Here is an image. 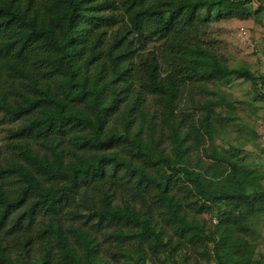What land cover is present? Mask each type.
<instances>
[{
	"label": "trees",
	"instance_id": "16d2710c",
	"mask_svg": "<svg viewBox=\"0 0 264 264\" xmlns=\"http://www.w3.org/2000/svg\"><path fill=\"white\" fill-rule=\"evenodd\" d=\"M264 0H0V259L104 264L174 253L262 264L244 237L264 219V178L214 144L216 86L257 85L203 37L215 13ZM209 212L212 227L197 215ZM146 264V263H145Z\"/></svg>",
	"mask_w": 264,
	"mask_h": 264
},
{
	"label": "rangeland",
	"instance_id": "374dc122",
	"mask_svg": "<svg viewBox=\"0 0 264 264\" xmlns=\"http://www.w3.org/2000/svg\"><path fill=\"white\" fill-rule=\"evenodd\" d=\"M248 11L240 17H230L212 13L203 23L204 40L231 66H248L258 76L264 74V24L254 18L252 11L256 3H248ZM243 27L245 33L240 31ZM214 94H201L205 98L220 99L215 105L220 116L213 118L216 133L215 146L225 155H233L238 160H244L251 165L253 173L261 177L262 152L260 139L264 134V96L258 94L251 81L231 77L219 85L209 86ZM264 92V81L257 85ZM19 124L9 116L0 113V152L8 155L7 143L10 142L9 130ZM264 184V178L262 179ZM199 220H205L212 227L215 223L207 211L197 215ZM245 239L256 244L257 251L264 242V219L259 220L253 231L244 235ZM199 242L196 246L186 245L174 253L173 259L168 253L161 252L146 255V264H207V258L201 253ZM107 257L104 264H140L137 255L126 256L109 249L103 253ZM144 263V264H145ZM0 264H30L24 257L21 247L11 241L5 244ZM210 264H216L211 259Z\"/></svg>",
	"mask_w": 264,
	"mask_h": 264
},
{
	"label": "built area",
	"instance_id": "2783aa9c",
	"mask_svg": "<svg viewBox=\"0 0 264 264\" xmlns=\"http://www.w3.org/2000/svg\"><path fill=\"white\" fill-rule=\"evenodd\" d=\"M240 31H242V33H245V30L243 27H240ZM260 143H261L260 148H261L262 158H263L262 172L264 174V134H262L261 136ZM213 221L216 222L215 219H213ZM256 259L262 261V264H264V242L262 243L260 250L257 251Z\"/></svg>",
	"mask_w": 264,
	"mask_h": 264
}]
</instances>
